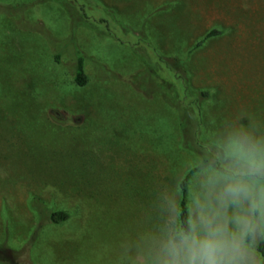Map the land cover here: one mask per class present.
<instances>
[{"label":"rangeland","instance_id":"1","mask_svg":"<svg viewBox=\"0 0 264 264\" xmlns=\"http://www.w3.org/2000/svg\"><path fill=\"white\" fill-rule=\"evenodd\" d=\"M66 1L82 22L74 34L55 3L0 11V244L23 247L40 203L69 217L39 230L31 264H151L185 172L199 168L190 209L218 154L242 139L264 150V0ZM211 30L220 35L187 56ZM173 57L186 58L188 90L160 59ZM172 86L209 146L206 165L180 146L181 119L161 97Z\"/></svg>","mask_w":264,"mask_h":264},{"label":"clouds","instance_id":"2","mask_svg":"<svg viewBox=\"0 0 264 264\" xmlns=\"http://www.w3.org/2000/svg\"><path fill=\"white\" fill-rule=\"evenodd\" d=\"M201 180L187 216L170 218L151 264H253L249 244L264 229V150L242 139L218 154Z\"/></svg>","mask_w":264,"mask_h":264},{"label":"trees","instance_id":"3","mask_svg":"<svg viewBox=\"0 0 264 264\" xmlns=\"http://www.w3.org/2000/svg\"><path fill=\"white\" fill-rule=\"evenodd\" d=\"M45 3H55L57 4L65 14L68 16L71 22V29L74 32L78 31L81 27L80 20L74 15V12L70 6V4L66 0H0V11L4 12L8 10L10 7L12 9H19L21 5H24L23 10H28L36 5H42ZM220 35V32L216 30H211L206 33L201 40H199L192 48L188 51L187 56L193 52L194 50L200 48L207 40ZM72 58H73V67H72V82L75 86L79 88H83L88 83V76L85 70V60L82 52L79 48L72 44L71 46ZM186 56V57H187ZM57 59V57H55ZM163 66L165 69L169 70L173 76L181 83L180 85L183 87V90H188V76L186 74L184 65L185 59L179 58H170V59H162ZM162 87V86H161ZM171 94L168 93V90L163 92L161 88V97L169 107L176 113L177 117H180L181 122L178 121V131L180 135V146L181 148L190 149L195 151L199 155V163L200 165H206L210 162L209 157H213L211 152L209 151V146L200 142L198 134L192 127V123H196L193 118L192 112L188 108L182 107L180 103L177 102L175 96V89L172 86L169 89ZM201 96L205 97L206 94L201 92ZM165 97V98H163ZM168 98V99H167ZM184 120H189L192 130V139L189 141L186 139V135H188V128L184 124ZM212 159V158H211ZM213 160V159H212ZM198 167H193L185 172V174L180 178L177 183V193H178V201L176 204V220L177 223L181 222L189 212V200H188V190L189 183L192 176L198 171ZM260 187H264V180L256 178L253 180ZM33 202H36V199H32ZM37 203V202H36ZM69 215L67 212L62 210H48L47 208H43L40 203H37L36 209V219H37V227L39 229L35 230L29 240L23 245L19 250H14L7 247L4 244H0V264H31L27 259L28 251L35 238L37 237L39 230L47 225H60L67 221ZM250 251L258 255L260 258L264 259V240L257 234L256 238L253 242L249 244ZM22 257H24L22 260ZM27 259V260H26Z\"/></svg>","mask_w":264,"mask_h":264}]
</instances>
